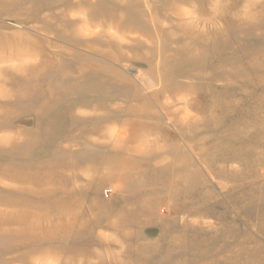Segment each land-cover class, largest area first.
<instances>
[{
	"label": "rangeland",
	"instance_id": "obj_1",
	"mask_svg": "<svg viewBox=\"0 0 264 264\" xmlns=\"http://www.w3.org/2000/svg\"><path fill=\"white\" fill-rule=\"evenodd\" d=\"M0 264H264V0H0Z\"/></svg>",
	"mask_w": 264,
	"mask_h": 264
}]
</instances>
